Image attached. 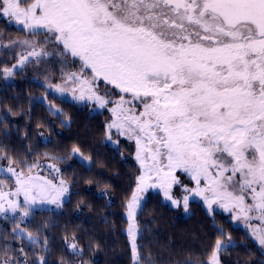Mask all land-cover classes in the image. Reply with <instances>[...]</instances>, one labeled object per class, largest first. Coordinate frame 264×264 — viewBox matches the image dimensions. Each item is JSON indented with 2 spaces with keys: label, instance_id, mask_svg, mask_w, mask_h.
<instances>
[{
  "label": "snow or ice",
  "instance_id": "1",
  "mask_svg": "<svg viewBox=\"0 0 264 264\" xmlns=\"http://www.w3.org/2000/svg\"><path fill=\"white\" fill-rule=\"evenodd\" d=\"M4 18L28 33L21 65L59 63L66 87L57 91L70 88L74 98L108 109L115 117L108 139L116 129L134 140L141 174L125 205L134 264L137 209L149 188L179 206L173 187L180 185L185 211L191 195L210 211L216 205L264 224V0H0ZM100 81L111 88L101 93ZM3 158L10 166L0 171L15 184L0 180V214L23 221L38 203L61 205L66 182L36 171L59 172L55 164ZM17 229V236L25 231ZM253 236L264 247V227ZM28 239L38 242L32 233ZM225 247L218 239L202 264H221Z\"/></svg>",
  "mask_w": 264,
  "mask_h": 264
},
{
  "label": "trees",
  "instance_id": "2",
  "mask_svg": "<svg viewBox=\"0 0 264 264\" xmlns=\"http://www.w3.org/2000/svg\"><path fill=\"white\" fill-rule=\"evenodd\" d=\"M1 26L11 36L22 33L0 20V34ZM43 94L61 108L60 116L37 101ZM105 121L104 113L47 93L29 74L17 71L6 81L0 69V164L9 165L5 155L18 163L55 164L71 188L56 209L33 210L23 221L20 215L0 216V264H37L41 257L47 264H132L124 211L139 168L105 141ZM73 149L91 165L76 160ZM136 222L139 264H202L216 241L229 237L235 243L220 252L221 264H264V254L243 228L200 202H190L181 217L160 193H150ZM17 223L38 242L17 236Z\"/></svg>",
  "mask_w": 264,
  "mask_h": 264
},
{
  "label": "rangeland",
  "instance_id": "3",
  "mask_svg": "<svg viewBox=\"0 0 264 264\" xmlns=\"http://www.w3.org/2000/svg\"><path fill=\"white\" fill-rule=\"evenodd\" d=\"M0 20L1 21H5L9 26H13L15 29L21 30V26L17 25L14 21L9 22L7 20V18L0 19ZM26 38H28V33L26 31H22L21 34L19 33V34H14L13 36H11L9 33H6L5 31H2V26H1V34H0V69H1V74L3 75L5 80L6 81H10L13 78L14 73L17 72V71H20V72L22 71L25 74H29V76H30V78L32 80H34L35 82H37L40 85H42L45 88L46 92L50 93L54 97L62 99V100H65V101H68V102H72V103L77 104L79 106H87L90 109L91 113H104V114H106V121H105V129H106V124L111 122V120H113L115 118L108 109H101L93 101H89L87 99L79 100V99L74 98L70 88L68 90L63 91V92L57 91L55 85H61L62 87H66L64 85L63 79H62V76L64 75V73H62L61 65L59 63L45 62V63L37 64L35 62V59H33V58H30L31 62L26 61L23 65H21L19 63L20 58L23 55H25L28 51H30L29 48H27L25 45L20 43L21 41H23ZM38 39H42V37H38ZM13 66H15V67H13ZM5 67L13 69L12 75L7 76V75L4 74L3 69ZM69 70L77 71L76 68H69V69H65V72L69 71ZM106 87L109 88V89L111 88V86L105 85L103 81L99 82L98 90L101 93H103L105 91ZM37 101L44 103L47 106V108L52 113H54L57 116H60V114L62 113L61 108H59L55 104H51L47 100V96L45 94L38 96L37 97ZM63 123H65L67 125L69 123V120L64 119ZM111 135H112V139H108V132L106 130L105 141L109 145H111L113 148H115L116 150L120 151V153L124 157L132 160V162H134L138 166L139 175H140L141 174V169H140V166H139V162L135 159L136 145H135L134 140H130L126 136L119 135L116 132V129H112L111 130ZM72 155L80 163H83L86 166H90L91 165V160L88 157L80 154L79 151H74V149H73L72 150ZM49 164H52V163H49V162L41 163L42 166L49 165ZM9 166L10 165H8V164H0V169H6ZM36 171L39 172V174L41 176H44V177H48V178L55 177L57 183H58L59 179H62L60 177V175H59V172H56V171H54L51 168L44 167L42 171L40 169H37ZM176 176L188 188H192V187L195 186L194 183L190 180V178L188 177V175L186 173L177 171L176 172ZM0 177H1L0 180H4L5 183H7L9 186H13L15 184V179L14 178H10L9 179L10 174L7 173L6 171H0ZM136 183H137V180H136ZM66 186L68 188V191L61 198V205H62V203L65 200H67L68 195H69V193L71 191V188H70V186H69V184L67 182H66ZM134 190H135V188H134ZM156 192L161 194V197H162L163 201L166 202L171 208L174 209L175 214L177 216H181V217L182 216H186L189 213V203L192 202V201L200 202L202 204V206L210 213H212L214 211L222 212L223 214L227 215L229 217V219L235 225L243 228L248 233L250 238L255 242V244L258 246V248L261 250V252L264 254V247L260 246L258 241L253 236V229L254 228L264 227V224H262L260 220L252 219L250 221H245L244 219H239V220L234 219L232 213L224 211L222 208H219L216 205H213V209L214 210L210 211L208 206L204 203V201L200 197L191 196V195L189 196L188 209H187V211H185V209L183 207L182 200H183V195H185L187 193L184 192V190L180 187V185H174V187H173V197L175 199H178V200L181 201L179 206L173 205L171 200H166L164 198V196H163V193L159 189L149 188L146 192L141 194L140 208L137 209V214H138L139 210L141 209V207L143 206L144 201L147 198V196L150 193H156ZM19 199L21 201H23V196L21 195L19 197ZM56 208H58L56 204H49V203H45V204H39L38 203V204L33 206V210L56 209ZM8 215L9 216H13L12 213H8L7 216ZM16 215H20V214L17 213ZM0 216H5V215L4 214H0ZM124 217H125V219L127 221V225L124 228V233L127 236V240H128V243H129V246H130V249H131L130 239H129V236L127 234L129 221H128V217H127L126 208H125V211H124ZM136 217H137V215H136ZM137 229H138V226H137ZM17 232H19V229H17L15 233L17 234ZM19 236H22L26 240L30 241L28 239V233L26 231H24L23 233H20ZM137 236H138V230H137ZM32 238L35 240V237L33 235H32ZM136 242H137V238H136ZM222 243L225 246H230V245H233L235 242L233 240H231V239L230 240L227 239L226 241H222ZM70 249L72 251H74L73 248L70 247ZM131 257H132V264H134L133 255H132V249H131ZM219 258H220V253H219Z\"/></svg>",
  "mask_w": 264,
  "mask_h": 264
}]
</instances>
